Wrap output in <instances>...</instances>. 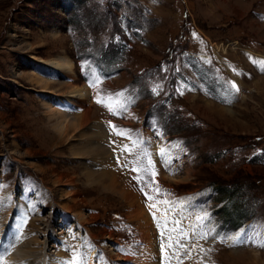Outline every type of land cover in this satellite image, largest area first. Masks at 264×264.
Returning a JSON list of instances; mask_svg holds the SVG:
<instances>
[{"label": "rangeland", "instance_id": "374dc122", "mask_svg": "<svg viewBox=\"0 0 264 264\" xmlns=\"http://www.w3.org/2000/svg\"><path fill=\"white\" fill-rule=\"evenodd\" d=\"M32 55L74 63L95 156L52 136L32 75L68 77ZM90 171L154 227L179 220L153 263L264 264V0H0V264H31L25 245L36 264L141 263L127 201Z\"/></svg>", "mask_w": 264, "mask_h": 264}, {"label": "bare ground", "instance_id": "6f19581e", "mask_svg": "<svg viewBox=\"0 0 264 264\" xmlns=\"http://www.w3.org/2000/svg\"><path fill=\"white\" fill-rule=\"evenodd\" d=\"M32 58L34 60L42 62L48 68L53 67L55 70L63 72L68 77L67 80H59V84L57 85L58 87H55L54 85H52V83L59 79L56 77L57 71H53L52 73H50V78H46L41 75H32L33 78L37 80V83L42 84V91H45L48 94V99L46 100L44 105L45 108H47V122L50 123L49 126L51 127V130L53 132L52 134H54L52 136L61 141L65 138L69 130H75L79 134L81 133L83 135V138L88 139L87 145L81 151L76 150V155H74L75 158L80 159L89 155L95 156L97 153V146L94 145L95 143L94 141H92V138L96 135L95 131L98 128V124L96 122L90 123L89 110L84 103L89 99L90 92L85 86H78L71 82L75 76L74 63L71 59H69L67 55H61L49 60L38 57L36 55H32ZM56 104L58 106H55ZM156 151L158 153L157 149ZM185 175V179H187L188 173H186ZM87 177L89 178V180H99L98 184H100L99 182H101V185H103V187L107 191L118 193L123 198V200L127 201L130 210L129 212L131 213L130 217L135 218L139 229V237H141V242L143 243V246L140 247L142 250V258L140 259V264H156V262L153 263V261H151L153 257L156 256L158 250L154 231L156 233L163 230L164 234H168V228H172L173 221L179 223V220L174 219L173 217L168 219L164 224H162L163 229L160 230V225L159 227H154L152 223V216L146 211L143 204L141 203L142 201L138 199L137 194L129 191L128 189L119 188L118 179H116L115 177L112 178L111 175L107 174L100 175V177L103 178H97L94 171H90L87 174ZM186 205L188 206V203ZM181 207L186 209L184 203L181 205ZM67 210L70 211L69 208H67ZM183 215L185 216V211L183 213H180L179 217ZM76 216L81 222L85 220L84 216L80 213H76ZM185 221L188 220L184 219L183 222ZM189 225L192 224L189 223ZM164 239L167 242L170 240V238L168 239V237L163 239L159 238L162 247L166 246V242L164 241ZM42 243V246L46 244L44 243V241ZM33 248L34 246L32 245H25L21 250H19V256L22 259L29 258L31 264H36L37 259H40L41 255L38 258L37 256L40 254V251L44 250V248H41L40 250H36L35 248ZM128 256L130 255L128 254ZM96 257L97 256L93 255L92 259H94L95 261ZM127 259L129 258L127 257L126 260ZM26 264L30 263L27 262ZM174 264H176L175 260Z\"/></svg>", "mask_w": 264, "mask_h": 264}, {"label": "trees", "instance_id": "16d2710c", "mask_svg": "<svg viewBox=\"0 0 264 264\" xmlns=\"http://www.w3.org/2000/svg\"><path fill=\"white\" fill-rule=\"evenodd\" d=\"M232 217V216H231Z\"/></svg>", "mask_w": 264, "mask_h": 264}]
</instances>
